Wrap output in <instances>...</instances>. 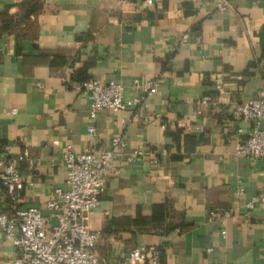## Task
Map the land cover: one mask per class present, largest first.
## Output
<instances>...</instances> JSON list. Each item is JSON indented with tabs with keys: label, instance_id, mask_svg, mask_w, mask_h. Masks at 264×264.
<instances>
[{
	"label": "crops",
	"instance_id": "1",
	"mask_svg": "<svg viewBox=\"0 0 264 264\" xmlns=\"http://www.w3.org/2000/svg\"><path fill=\"white\" fill-rule=\"evenodd\" d=\"M153 1L0 0V157L29 154L21 206L50 217L47 201L67 186V148L123 136L89 219L100 264L148 247L159 264H264V204L247 206L264 165L236 154L253 123L232 112L264 89V0ZM90 78L146 101L92 119ZM137 149L145 155L131 158ZM223 209L231 215L209 219ZM20 253L0 227V264Z\"/></svg>",
	"mask_w": 264,
	"mask_h": 264
},
{
	"label": "built area",
	"instance_id": "2",
	"mask_svg": "<svg viewBox=\"0 0 264 264\" xmlns=\"http://www.w3.org/2000/svg\"><path fill=\"white\" fill-rule=\"evenodd\" d=\"M139 1L142 7L152 6L154 2ZM217 7L224 11L228 8V2L220 1ZM135 83L141 85L140 80ZM145 87L148 94L158 90L154 81L147 82ZM82 88L89 98L88 107L92 119H95L99 110H124L144 103L147 98L145 94L126 98L125 85L115 80L101 83L90 78L82 84ZM232 112L234 116L253 123L247 138L237 144L236 154L261 160L264 165V89L257 98L236 104ZM87 131L95 139L96 128L90 125ZM239 132H243L242 129ZM126 146V139L116 136L107 147L91 144L80 153L67 148L64 154L67 186L66 189H56L53 198L47 201L50 217L45 216L37 206H21L20 192L24 188V180L19 164L32 163L29 154L24 152L18 156L0 157V184L11 203V213L0 212V227L12 239L13 245L21 249L18 256L3 264H100L95 246L101 232L90 228L89 219L100 204L104 175L116 151ZM144 155V149H137L131 158ZM255 202L264 204V180L260 191L247 206L253 208ZM231 210L223 209L221 213L212 211L209 219L219 215L230 216ZM222 233L226 235V231ZM160 256L161 251L157 247L135 249L116 264H132L136 260L159 264Z\"/></svg>",
	"mask_w": 264,
	"mask_h": 264
}]
</instances>
